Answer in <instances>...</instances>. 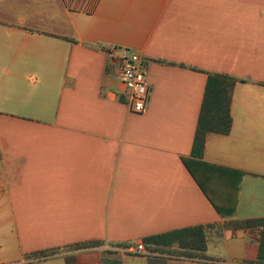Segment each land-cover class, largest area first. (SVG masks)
Returning a JSON list of instances; mask_svg holds the SVG:
<instances>
[{
    "label": "crops",
    "instance_id": "0c3cea01",
    "mask_svg": "<svg viewBox=\"0 0 264 264\" xmlns=\"http://www.w3.org/2000/svg\"><path fill=\"white\" fill-rule=\"evenodd\" d=\"M113 47L146 62L143 113ZM210 74L238 79L231 132L207 137L202 161L217 169L191 156ZM184 159L220 193L237 187L225 169L245 173L233 216ZM261 217L264 0H0V264H246L261 230L224 224ZM198 225H212L218 262L144 243Z\"/></svg>",
    "mask_w": 264,
    "mask_h": 264
},
{
    "label": "trees",
    "instance_id": "16d2710c",
    "mask_svg": "<svg viewBox=\"0 0 264 264\" xmlns=\"http://www.w3.org/2000/svg\"><path fill=\"white\" fill-rule=\"evenodd\" d=\"M237 81L238 79L234 77L222 74H210L208 77L191 153L192 158L203 165V167H206V169H217V167L202 161L204 158L208 135L210 133L228 135L232 130V99ZM183 161L216 210L225 218L233 216L236 212L240 185L245 173L241 171L225 169L226 171H231L234 173L237 187L235 193H233L232 190H230L229 193L226 190H221L222 193H220L219 191H216V189L212 188L209 184H206L203 179L199 177L189 160L184 159ZM211 226L212 225H198L152 235L146 237L144 239V243L147 249L154 253H160L166 249L169 250L173 247H176L183 251V255H186L189 258H197L216 262L217 260H213L207 255V233ZM224 228L230 230L259 228L261 230V237L257 259L245 263L264 264V217L248 220L229 219L225 222ZM101 245H103V242L95 241L72 245L68 248L80 249L88 246ZM58 252L59 250L40 251L34 255L38 257H47Z\"/></svg>",
    "mask_w": 264,
    "mask_h": 264
},
{
    "label": "built area",
    "instance_id": "2783aa9c",
    "mask_svg": "<svg viewBox=\"0 0 264 264\" xmlns=\"http://www.w3.org/2000/svg\"><path fill=\"white\" fill-rule=\"evenodd\" d=\"M109 55L118 64V76L128 91L130 109L136 113L145 112L151 97V88L146 77V62L137 53L122 47L111 48ZM136 251L149 254L142 243Z\"/></svg>",
    "mask_w": 264,
    "mask_h": 264
},
{
    "label": "rangeland",
    "instance_id": "374dc122",
    "mask_svg": "<svg viewBox=\"0 0 264 264\" xmlns=\"http://www.w3.org/2000/svg\"><path fill=\"white\" fill-rule=\"evenodd\" d=\"M138 262H141L140 260H138Z\"/></svg>",
    "mask_w": 264,
    "mask_h": 264
}]
</instances>
